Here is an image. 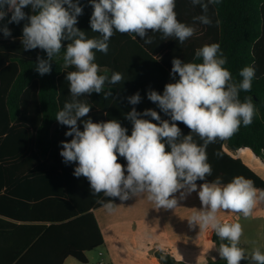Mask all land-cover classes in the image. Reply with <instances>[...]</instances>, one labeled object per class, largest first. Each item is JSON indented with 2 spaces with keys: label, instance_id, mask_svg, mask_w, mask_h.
Returning a JSON list of instances; mask_svg holds the SVG:
<instances>
[{
  "label": "clouds",
  "instance_id": "clouds-1",
  "mask_svg": "<svg viewBox=\"0 0 264 264\" xmlns=\"http://www.w3.org/2000/svg\"><path fill=\"white\" fill-rule=\"evenodd\" d=\"M89 3L93 8L90 27L100 38H86L85 32L76 27L77 18L83 14L79 0H0V21L8 18L9 13L8 24L27 21L22 28L21 44L26 51L40 49L46 53L47 59L37 56L36 71L41 76L50 74L51 61L60 53L62 41H69L63 59L65 66L76 69L65 76L71 100L55 119L67 126L65 136L72 137L70 141H61L60 155L66 164H77L74 176L87 178L93 194L109 197L106 208L111 209V198L124 201L147 193L148 199L159 207L172 209L177 204L174 193L181 189H187L188 193L197 191L195 182L212 175L207 146L218 138L233 135L241 123L244 126L252 123L255 114L252 99L246 97L242 102L239 93L251 90L255 69L251 66L241 69L242 79L237 83L224 67L227 58L220 45L206 44L195 53L202 63H185L174 58L170 75L175 79L178 74L179 80L167 83L163 94L155 90L147 93V98L170 116L171 123L162 120L153 109L141 113L133 107L126 114L133 125L131 135L115 119L98 123L84 119L81 131L78 121L88 116L91 105L79 97L100 94L106 81L117 84L123 79L121 73H113L110 80L99 75V66L94 62L93 50L107 54L114 30L134 33L146 44L152 43L149 32H161L163 38L175 37L180 43L195 32L194 27L178 21L175 0H89ZM192 3L199 4L204 13L194 19L210 25L208 6L219 0L208 3L192 0ZM29 6L32 14L24 11ZM0 31L5 38L11 36L6 24ZM110 95L111 92L105 93V99ZM127 99L131 105L141 102L139 92ZM149 116L159 123L143 118ZM176 122L186 125L190 134L181 139ZM191 133L197 134L203 144L194 142ZM118 157L125 158L126 169ZM256 192L252 181L244 177H236L227 184H221L217 178L199 186L202 210L190 223L199 221L203 227L211 226L221 241H228L221 243L218 251L227 264H240L245 259H250L251 264H264L260 249H254L249 256L237 246L243 235L241 224L221 223L216 216L219 210H231L248 217L256 202Z\"/></svg>",
  "mask_w": 264,
  "mask_h": 264
},
{
  "label": "trees",
  "instance_id": "trees-1",
  "mask_svg": "<svg viewBox=\"0 0 264 264\" xmlns=\"http://www.w3.org/2000/svg\"><path fill=\"white\" fill-rule=\"evenodd\" d=\"M202 2L208 3V0ZM79 3L83 14L77 18L76 27L85 32L86 38H100L90 27L93 8L89 0H79ZM24 11L32 14L30 6ZM174 11L178 21L195 28L184 43L175 37L165 39L161 32H149L152 43L146 44L134 33L114 30L107 54L93 50L99 75H106L110 80L113 73H121L123 79L117 84L106 81L100 94L87 96L90 104L97 110L96 116L101 122L111 120L114 99L121 95L125 75H155L161 78L160 88L164 90L169 76L172 77L174 58L185 63H202V58H195L196 50L217 43L227 58L224 67L237 83L242 79L241 69L254 67L251 90H241L239 98L243 102L250 97L255 114L251 124L241 123L233 135L218 138L207 146L212 175L195 183L219 178L221 184H227L236 177H244L252 181L256 190L264 191V180L223 150L226 143L231 150L248 148L255 157L264 158V0H219L209 4L210 25L194 19L204 13L192 0H175ZM8 18L11 36L5 38L0 31V264H62L66 258L87 264L86 252L103 245L92 209L105 206L110 198L103 193L93 194L87 178L74 176L77 164H66L60 154L56 167L46 163V137L52 140V124L57 121L59 111L58 77L76 70L74 66L64 68L58 60L60 54H65L69 41H62L60 53L51 61L50 74L41 76L36 71L37 56L47 59L46 53L40 49L24 50L21 37L27 21L8 24ZM127 45L131 46L126 48ZM125 58L133 61H123ZM177 80L178 74L175 79L172 77V83ZM108 92L111 95L105 99ZM177 126L181 129V139L190 134L183 123ZM191 135L194 142L203 144L197 134ZM54 155L52 151L49 153L50 158ZM46 181L53 186L47 193ZM78 182L85 184L83 190L76 186ZM111 199V203L120 200ZM46 207H50L49 214ZM209 237L218 249L221 243H228L221 241L213 229ZM154 257L160 264H187L164 251H156ZM207 264L227 262L221 258Z\"/></svg>",
  "mask_w": 264,
  "mask_h": 264
},
{
  "label": "crops",
  "instance_id": "crops-1",
  "mask_svg": "<svg viewBox=\"0 0 264 264\" xmlns=\"http://www.w3.org/2000/svg\"><path fill=\"white\" fill-rule=\"evenodd\" d=\"M6 25H7V21ZM2 27V26H1ZM131 45H127L126 48H129ZM64 54L58 56V60L63 63L64 68ZM123 61H133V59L125 58ZM137 63L140 64V60H137ZM140 66V65H139ZM68 72L62 73L58 77V109L59 111L63 109V106L66 102L71 100V95L69 92L70 84L69 81L65 79V76ZM123 90L121 95L114 99L116 100V105L113 107L111 114V120L115 119L121 123V125L128 129L127 134L131 135L132 123L126 119V114L132 110L133 107L136 108L138 112H143L146 109H153L159 113L162 120H170V116L166 115L160 110L157 104L151 102L147 98V93L150 90H155L160 94H163L161 87V78L153 75L149 76L145 73L137 75H125L124 77ZM167 83H172V77L169 76ZM139 92L141 96V102L137 105H131L128 102V97ZM83 102L90 104V101L85 94L84 96L79 97ZM97 110H95L91 105V111L87 117L82 118L81 121H78L80 130L83 131V120L91 119L93 122H101L100 117L96 116ZM144 119L151 120L153 123H159L158 121L152 120L149 117H143ZM177 125L181 122H176ZM52 133L53 138L50 140L46 137V163L50 162L51 165L56 167V161L60 160L59 157L60 151L62 149L61 141H70L72 137L65 136V132L68 131L67 126L61 125L58 121H55L52 124ZM52 143V145L50 144ZM52 147V148H51ZM55 150V151H54ZM167 150L170 151V148ZM223 150L225 153L230 155L233 158L239 159L243 164L248 168L254 171L264 180V164L260 161L259 158L255 157L251 150L248 148L231 150L227 147L226 143L223 144ZM54 152V157L50 158L49 153ZM63 159V158H62ZM122 161L118 159V162L121 163L125 169L127 166V161ZM127 174V173H125ZM47 180V179H46ZM201 184H197V188ZM76 186L83 190L85 184L78 182ZM50 184L46 181V193L51 190ZM185 191L187 189H181ZM177 193H188L186 192H177ZM144 193H139L133 196H130L129 199L121 201L112 202V206H124L132 208V214L137 210L142 208L136 207L137 204L133 202L136 196ZM132 200V201H131ZM50 207H46V214H49ZM100 208H106L105 206ZM100 208H93V216L97 223V226L101 232L103 238V245L107 249V256L110 258V264H117L118 262L113 258V253L111 249H114V243L109 244V240L105 239L104 228L99 223V218L97 216V211ZM147 214L140 215L139 217L135 214L132 218L130 228L123 229V235L125 236L122 241V249L124 251V262L123 264H160L158 260L154 257L156 251H164L171 255L177 261H186L185 258L192 257V259L204 258L206 251V245L210 242L209 232L212 230L211 226L203 227L199 221L190 223L192 218L196 216L202 210V204L200 200L193 199L177 202L176 206L172 209H165L159 207L154 203L151 207H147ZM217 214V213H216ZM128 214L123 215L124 221ZM242 217V216H241ZM244 218V216H243ZM224 223V222H221ZM48 224H46L47 226ZM99 247V248H101ZM97 248V249H99ZM96 249V250H97ZM184 249H190L191 256L186 255ZM94 251V250H93ZM93 251L86 252L87 264H90V255ZM194 251V252H193ZM49 253H46V256ZM99 256H102L101 252H98ZM190 264H195L194 262H189ZM187 263V264H189ZM62 264H79L76 260L72 258H66ZM81 264V263H80ZM98 264H102L100 261Z\"/></svg>",
  "mask_w": 264,
  "mask_h": 264
},
{
  "label": "rangeland",
  "instance_id": "rangeland-1",
  "mask_svg": "<svg viewBox=\"0 0 264 264\" xmlns=\"http://www.w3.org/2000/svg\"><path fill=\"white\" fill-rule=\"evenodd\" d=\"M6 19L0 21V27L6 24ZM179 190L177 192H186ZM199 187L197 191H193L191 193H174V198H176L177 202L188 201L193 199L199 200L198 197ZM264 191L257 190L256 192V202L253 207L251 214L248 217H241V214L236 213L231 210H219L217 211V219L220 222H230V223H240L243 229V235L239 241V247L245 249L246 255L252 253L254 249H260L262 253H264V234H263V226H264V195H262ZM133 202L137 204L136 207L142 208L141 210H137L132 214V208L124 207V206H112L109 208H100L97 211V216L99 218L100 225L104 228V236L105 239L109 240V244L114 243V249H111L113 253V258L118 262L117 264H123L124 262V251L122 249V241L124 239L123 229L130 228V224L132 215L135 214L139 217L140 215L147 214V207H151L155 202L153 200L148 199V194L144 193L136 196L132 199ZM131 200V201H132ZM128 214L127 217L123 218V215ZM132 216V217H133ZM206 253L204 258L200 259H192V257L185 258V263L194 262L195 264H207L210 262H216L221 260L219 255V249L216 244L210 240L208 245H206ZM98 252L102 253V256L98 255ZM186 255L191 254L190 249H184ZM194 252V251H193ZM191 256V255H190ZM90 264H98L100 261L102 264H110L111 260L107 256V249L105 247H101L99 249H95L90 255ZM80 264V263H79ZM134 264H137L136 262ZM190 264V263H189ZM240 264H251L250 259H245L240 262Z\"/></svg>",
  "mask_w": 264,
  "mask_h": 264
},
{
  "label": "built area",
  "instance_id": "built-area-1",
  "mask_svg": "<svg viewBox=\"0 0 264 264\" xmlns=\"http://www.w3.org/2000/svg\"><path fill=\"white\" fill-rule=\"evenodd\" d=\"M263 164H264V158H263V160H260ZM241 216L243 217V215L241 214Z\"/></svg>",
  "mask_w": 264,
  "mask_h": 264
}]
</instances>
